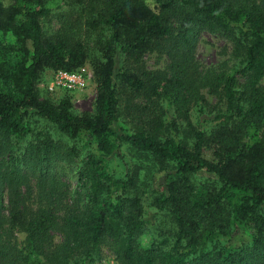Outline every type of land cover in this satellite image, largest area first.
<instances>
[{
  "label": "trees",
  "instance_id": "16d2710c",
  "mask_svg": "<svg viewBox=\"0 0 264 264\" xmlns=\"http://www.w3.org/2000/svg\"><path fill=\"white\" fill-rule=\"evenodd\" d=\"M204 33L238 72L199 69ZM0 36L23 54L0 64V264H97L108 241L118 264H264V0H0ZM85 65L89 112L40 97Z\"/></svg>",
  "mask_w": 264,
  "mask_h": 264
},
{
  "label": "rangeland",
  "instance_id": "374dc122",
  "mask_svg": "<svg viewBox=\"0 0 264 264\" xmlns=\"http://www.w3.org/2000/svg\"><path fill=\"white\" fill-rule=\"evenodd\" d=\"M55 28V24H52ZM52 27V28H53ZM196 61L201 71L213 69L218 73H224L231 75L241 69V58L236 55L231 42L225 40L220 36H214L209 34H201L197 49H196ZM23 57L20 44L17 43L13 37H1L0 36V64H11L15 65ZM145 66L148 70H167V58L157 53H147L144 56ZM92 74L91 68L88 65L84 66ZM93 76V74H92ZM52 72L46 71L43 74L42 80L38 83L40 97L42 99H48L53 104H58L61 98H68L73 106V111L76 114H83L89 112L92 109V104L96 96V86L93 81V77L89 80L87 85L76 92H67L60 89L50 90L49 85L51 83ZM239 82L242 83V76L238 75ZM0 88L5 91H11L12 87L8 84L3 85V80L0 79ZM206 99L211 103H215V98L211 96L207 90L204 91ZM33 126H36L33 125ZM39 127L40 126H36ZM262 137V131L250 130L249 134L245 138L248 143L258 141ZM207 159H211L209 153H205ZM62 171L67 174V178L71 184L72 191L77 186V172L75 167L63 166ZM112 169L115 173L121 172V167L118 163L114 162ZM61 170V169H60ZM13 244L22 249L25 241V234L23 232L14 231L12 235ZM150 242L149 236H145L141 240V246L146 247ZM113 246V244H112ZM101 256L97 264H118L116 257L111 247V241L106 242L101 246Z\"/></svg>",
  "mask_w": 264,
  "mask_h": 264
},
{
  "label": "built area",
  "instance_id": "2783aa9c",
  "mask_svg": "<svg viewBox=\"0 0 264 264\" xmlns=\"http://www.w3.org/2000/svg\"><path fill=\"white\" fill-rule=\"evenodd\" d=\"M92 77V74L85 67H82L77 72H54L52 74L49 89H60L67 92H76L78 90H82Z\"/></svg>",
  "mask_w": 264,
  "mask_h": 264
}]
</instances>
